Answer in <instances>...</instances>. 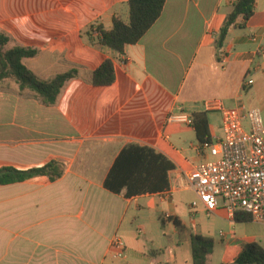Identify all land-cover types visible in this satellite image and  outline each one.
I'll list each match as a JSON object with an SVG mask.
<instances>
[{
    "label": "crops",
    "instance_id": "crops-1",
    "mask_svg": "<svg viewBox=\"0 0 264 264\" xmlns=\"http://www.w3.org/2000/svg\"><path fill=\"white\" fill-rule=\"evenodd\" d=\"M3 1L0 20L13 26V41L38 51L23 63L45 80L72 68L78 76L50 106L30 92L15 99L0 91V167L54 159L64 169L53 182L41 176L0 185V264H192L195 234L216 238L207 264L232 263L247 243L264 248V223L235 221L222 201L212 212L191 208L197 196L185 174L210 157L197 152L194 126L170 120L206 112L211 137L222 136L220 114L204 102L231 107L252 89L249 76L264 67V0H254L252 16L243 28L230 27L220 48L215 39L236 0H166L122 54L98 43L96 33L91 42L85 31L95 22L109 28L113 15L127 21V0H50L49 10L47 0H25L22 10ZM105 58L113 61L115 81L93 86L92 72ZM259 75L264 83V70ZM132 144L172 163L161 191L126 198L104 187L115 158ZM115 236L125 243L122 258L110 252Z\"/></svg>",
    "mask_w": 264,
    "mask_h": 264
},
{
    "label": "trees",
    "instance_id": "trees-1",
    "mask_svg": "<svg viewBox=\"0 0 264 264\" xmlns=\"http://www.w3.org/2000/svg\"><path fill=\"white\" fill-rule=\"evenodd\" d=\"M166 0H127L128 20L123 21L118 15H113L111 26L105 28L100 23L90 24L85 34L92 42L96 33L98 43L122 54L125 46L137 43L148 29L160 17ZM254 0H236L232 11L226 16L220 27L215 46L220 48L230 27L243 28L245 22L252 16ZM241 19L242 22L238 20ZM10 36L0 32V86H16L19 94L30 92L39 98L43 105H53L64 84L78 76V70L72 68L58 73L50 79H42L30 70L24 63V58L37 55L35 48L13 45L7 47ZM115 81L113 61L105 58L92 72L93 86H109ZM193 126L199 143L211 140L209 120L206 112H194ZM172 163L153 149L132 144L124 147L111 165L104 187L115 194L124 191L126 198L161 191L164 187L163 171L171 169ZM63 164L57 160H50L41 166L27 169H17L12 166L0 167V185H8L31 179L47 177L53 182L63 175ZM234 219L237 222L250 221V214L236 211ZM211 238L195 234L191 236L192 264H207L212 252ZM229 264H264V248L257 242L245 244Z\"/></svg>",
    "mask_w": 264,
    "mask_h": 264
},
{
    "label": "built area",
    "instance_id": "built-area-1",
    "mask_svg": "<svg viewBox=\"0 0 264 264\" xmlns=\"http://www.w3.org/2000/svg\"><path fill=\"white\" fill-rule=\"evenodd\" d=\"M250 38L255 40L254 35ZM219 59H227L221 50ZM251 83L248 80L246 84ZM204 108L220 114L222 136L198 144L197 152L210 159L195 164L185 174L186 186L197 196L191 208L201 204L212 212L222 201L230 214L246 212L253 221L264 223V118L260 109L243 102L226 107L220 100H207ZM170 120L193 126V118L186 113L170 116ZM110 252L114 258L124 256L125 243L119 236L113 238Z\"/></svg>",
    "mask_w": 264,
    "mask_h": 264
},
{
    "label": "rangeland",
    "instance_id": "rangeland-1",
    "mask_svg": "<svg viewBox=\"0 0 264 264\" xmlns=\"http://www.w3.org/2000/svg\"><path fill=\"white\" fill-rule=\"evenodd\" d=\"M7 2H8L7 6L11 5L14 10H22V9H24V6H25V0H10V2L8 0ZM3 3H4V1H3ZM41 4L42 3H40V5ZM53 4H54V2H52L50 0H47L46 2H44V5L48 8V10L52 8ZM12 25H14V24H12ZM12 30H13V26H11L9 21H5V19L0 20V32L7 33L11 38V41L7 47H10L13 45H18L17 43L14 42L15 41V37H14L15 31L11 33ZM262 70H264V67H262V69L259 71V73H255V74L251 73V75L249 77L252 79V85H251L252 89H250V90H249V88L243 89L241 99L248 106L259 107L261 110L262 109L264 110V83L261 82L260 75H259L262 72ZM0 91L3 93H6V92L9 93L10 91H13L14 95H15V99L27 97L26 96L27 93H26V95L24 93L19 94L17 92L15 85H13V86L9 85L8 87L7 86H3V87L0 86ZM0 97H1V94H0ZM263 110H262V115L264 117V111ZM215 117H216V120H215L216 125L220 126V124H222L220 118L218 116H215ZM213 118L210 116V119L212 121H213ZM216 133L218 135H220L221 130L216 131ZM216 231H218V230H216ZM215 236H216V234H215ZM211 237H212V235H211ZM212 239L216 240V238H213V237H212Z\"/></svg>",
    "mask_w": 264,
    "mask_h": 264
}]
</instances>
